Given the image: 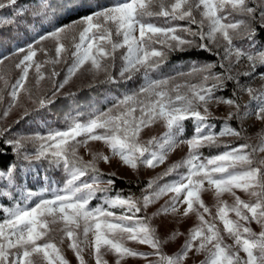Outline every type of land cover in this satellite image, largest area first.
Here are the masks:
<instances>
[{"label":"snow or ice","instance_id":"1","mask_svg":"<svg viewBox=\"0 0 264 264\" xmlns=\"http://www.w3.org/2000/svg\"><path fill=\"white\" fill-rule=\"evenodd\" d=\"M18 0H0V9L9 6H16ZM226 4H231L232 10L247 19H240L235 22H222L226 17H221L217 13L222 10ZM153 6L158 7L159 11H154ZM203 6L201 15L208 20V31L203 29V20L197 21L193 15V10ZM62 11L57 14L56 8ZM87 10V11H86ZM85 15L67 24H61L59 21L64 15L73 12H84ZM36 19H48L50 25H54L50 31L39 34L35 40L24 47L14 49L9 55L25 53L16 67L22 69V76L17 81L16 86L11 91L13 104L17 97V89L23 87V80L28 76L29 69L33 66V58L36 51L33 44H40L42 41L53 40L57 46L55 48L57 58L65 51V45L60 41L68 38L79 31V43L75 45L76 51L73 53L74 63L68 69V75L63 83L53 91L56 95L59 88L68 82L72 75L86 63L91 64V70L98 73L104 71L109 73L112 64L103 63L102 60H115L114 53L119 48H126L122 56L123 67L119 73L120 78L125 81H131L138 72H143L144 82L130 93H125L123 98H116V103L107 111L92 115L87 122L73 121L66 130H49L46 134H21L19 136L12 134L11 128L0 127V177L6 178L10 184L16 182V174L23 173L25 176V164L29 170L35 167L32 157L33 153L26 147L27 143L38 139L41 141L40 148L34 153L36 161H47L53 168L63 167L69 178L63 187H53L51 191L46 190V194H40L33 206H20L16 204L12 207H3L5 218L0 220V264H34L32 256L34 253H43L48 264H68L60 255L59 249L54 243L38 244L37 242L47 235L50 225L62 222L63 231L67 237L73 240L71 248L76 252L80 259L82 251L80 242L77 241L76 229L83 226V234L86 238L89 233H94V247L97 253V264H101L99 253L102 246H107L121 256H148V253H137L133 250L123 247L116 234H128L129 239H139L141 243L149 244L154 249H160V241L155 236L154 230L146 225L141 219L135 218V214L140 212L137 201L129 195L127 198L116 196L103 203L108 208L101 205L89 207L90 201L94 198L97 191L104 189L94 188V184L100 181V175L93 177V182H82L77 185V181L91 170L97 173V159H103L105 162L109 157L102 155H93V160L84 163L77 156V148L81 144L91 141H103L111 149L112 155L119 157L124 165L136 169L139 164L154 167L163 163L165 153L171 150L179 143H187L189 153L187 158L169 169L187 167V173L170 184L159 188L152 196H145L143 204L145 207L151 203L153 198H159L160 195L167 192L174 193L170 208L162 209L163 213L169 210L175 211L176 204L183 195V202L192 209L193 203H200L197 189L206 180L211 186H214L217 195L224 192H230L233 195V189L249 191L250 189H259L252 191L251 195L257 197L255 203L242 201L238 196L235 198V204L228 206L224 204L218 209L217 216L223 222L224 230L234 238L238 245L246 254V259H242L237 252L229 247L222 246V237L214 225L208 224L205 234L202 227L198 226L192 229L191 239L186 242L182 252L174 257L165 256L159 251L158 264H182L188 251L192 249L193 241L201 239L197 251L206 249L207 244L214 243V249H210L209 255L202 264H264V231L259 236L252 232L248 227H243L239 221L228 218L229 212H235V215L241 221H248L249 216L243 210L251 214V219L257 222L264 221V160L255 161L257 166L253 167L254 159L251 152L245 151L250 148L248 144L239 145L231 148L221 154L205 161L200 160L201 153L199 149L204 146L211 147L216 143V134L212 132L214 125L209 123L208 105L210 103L223 102L228 105H235L236 111L229 114L228 121L235 118L244 120L254 111L258 119H264V92L256 93L251 87L246 91L251 95L253 104L245 105L244 111H241V105L236 103L233 98L216 96L217 91H223L226 88V81L236 82L233 89V96L237 89L244 90L245 86L240 85L239 81L233 75L214 73L212 71L215 64H202L197 66L192 63L187 73L178 71L174 75H165L162 72V66L165 64L170 53L184 52L186 50L196 49L213 54L211 43L217 41L219 34L224 41H227L228 47L225 48V57L228 59L232 52L235 53L237 60L245 53L233 46V40L245 38L249 47L258 55L247 54V60L253 63V70L244 73L246 76H252L255 73L256 62L260 67H264V2L258 8L250 7L246 0H198L197 3L190 0H125L123 3H117L115 6L101 7L99 4L93 7V0H58L53 4L52 0H40V7L34 13ZM165 17L169 20H189L191 24H197L201 29L194 31L190 27L177 28L169 26H157L146 20V17ZM28 22L32 23L29 17ZM167 23V20H166ZM44 28V25H40ZM117 36H122V42H113L111 39L112 31ZM27 31V29H25ZM139 33L137 36L136 33ZM178 32L186 33L182 36ZM197 37L199 38L197 40ZM15 38L0 29V45L5 41H13ZM205 40L208 43H205ZM110 45V49L107 47ZM159 46V47H157ZM220 45L217 44V47ZM219 58V54L216 53ZM0 58V64L4 59ZM57 61H52L56 63ZM222 68L224 65L221 63ZM39 74L40 65L36 64ZM227 71H231L229 67ZM157 73L159 78H153L152 73ZM53 75L57 73L53 72ZM202 75L200 84L189 83L183 87L186 89L181 92V85L169 87L177 76ZM264 77V72L259 73ZM211 85L208 86V82ZM107 82L116 83L113 77L108 75ZM2 99V97H0ZM43 106L44 101H40ZM12 105H9L11 107ZM203 108V114L200 109ZM7 115V112L4 113ZM156 120H163L167 127L163 142L153 139L146 143L138 140V135L143 127H146ZM191 120L194 124L193 135L186 140L180 137L185 133V121ZM18 123V122H17ZM209 131L205 133L204 129ZM237 135L240 133L232 127H227L219 135L225 134ZM83 137V140H78ZM159 147V153L153 148ZM264 151V147L260 148ZM12 156V160L5 166L3 158ZM113 174H109L111 177ZM23 177H21L22 179ZM194 178H198L195 179ZM186 181V182H185ZM109 185L115 184V180L108 178ZM151 181L148 187H151ZM36 196L34 192H27V199L31 200ZM112 208H126V213L115 215ZM204 211L208 209L205 207ZM131 212L132 215L127 213ZM204 222V217L199 216ZM207 223V222H204ZM246 234V235H245ZM86 243V239L84 241ZM15 249L16 251H11ZM11 257V260H10Z\"/></svg>","mask_w":264,"mask_h":264},{"label":"rangeland","instance_id":"2","mask_svg":"<svg viewBox=\"0 0 264 264\" xmlns=\"http://www.w3.org/2000/svg\"><path fill=\"white\" fill-rule=\"evenodd\" d=\"M123 2H125V0ZM190 2L197 3L198 0H190ZM262 2H264V0H246L248 6L256 7V8H258V6ZM202 12H203V6H201L199 9L194 8L193 15L198 22L203 20L202 30L205 33H207L209 22L206 18H204L201 15ZM217 14L221 17H226V19L222 20V22L224 23H227L229 21L235 22L240 19H247L246 16H242L237 12H235L234 10H232L231 4H226L225 7L222 10L218 11ZM151 23H154L157 26H161L155 22H151ZM176 25L177 24H172L169 27H175ZM199 30L201 29L198 28V31ZM178 34L185 36V34L182 32H178ZM136 35L138 36L139 33L137 32ZM205 41L208 43L207 40ZM43 42H42L43 43L42 46L44 48L43 49L44 53L47 48L46 45L48 46L49 44L56 43L51 39ZM60 42L64 43L63 41ZM118 42H122V36L119 37L117 43ZM226 43L227 41H224L223 38L219 34H217V41L211 44L224 45ZM120 49L122 51V54L120 57H118L117 60L121 61L119 62V65L122 68L124 63L122 60V56L126 52V48H120ZM73 51L75 52L76 48ZM44 53H43V57L39 56V58H41L43 62L39 60L36 61L35 57L33 58V66L29 69L28 76L23 80V87L17 89V97L14 104L11 97V91L16 86L17 81L20 80L22 76V69L19 71V76L12 84V86H10L8 90L7 89L4 90V88L7 86V83L5 77L1 76L2 66L0 64V97H2V99H0V127H4L7 126L8 124L14 123L15 119H17L23 112L29 110L30 109L29 107H32L35 104V92L40 91L42 88H44L46 82L48 81V79H50V75H48L47 73H43L42 69L47 63L49 62L51 63L52 61H55L57 59V56H56V52H54L51 57H48L46 54L44 55ZM24 55L25 54H23V56ZM2 57L3 56L0 55V58ZM103 62L104 61L102 60V64ZM73 63H74V58L65 71L62 83L64 82L66 76L68 75V69L71 68ZM36 64L40 65L39 74L37 73ZM248 66H250V64H248ZM248 66L245 68H248ZM93 72L94 71L91 70L90 62L86 63L85 65L81 66V68L78 69L74 75L71 76L68 82L64 84L63 88L70 87V84L76 82V80L79 77H82L83 73H86L85 75H87V74H93ZM259 73L260 72H257L253 76L252 81H250L249 84L245 86V89L242 90L240 94V98L244 106L253 104L251 95L246 91L247 87H251L256 93L264 92V77L259 75ZM193 77L194 75L185 76V77L184 76L176 77V79L169 85V87H174L175 85H181L182 87L180 88V91L183 92L186 90L183 86L189 84L192 81ZM200 83L201 82L195 84H200ZM9 105L12 106L9 107ZM208 108H209V112L211 113V115L209 116V123L214 125L212 132L216 134L217 137L216 142L231 144L232 143L231 141L233 140H238L242 138L246 140V142L239 143L238 145H227L228 147L220 151L218 154H221L239 145L248 144L251 147L245 149V151L251 152L252 148L254 147L257 149L256 152L252 153V156L257 155L255 161L264 160V151H260V148L264 147V119H258L253 111L251 115H248L244 120H242L243 129L245 130L246 134L240 133V135L237 136L226 133L225 135L221 136L219 135V133L221 131H224L229 126L238 132L239 130L228 123L227 124L223 123L220 126H217L216 123L213 122L212 118L229 117V114L234 112L236 110V107L235 105H228L223 102H219V103L213 102L208 105ZM200 111L203 114V108H201ZM242 111H244V109ZM5 112H7L6 116L4 115ZM87 121H77V122H87ZM188 123H190L188 132L184 133V135L180 137L181 140H186L187 138H190L193 135L194 124L191 120H188ZM68 127L59 130H66ZM49 130L52 129H47V130L42 129L40 131H36L35 134L36 133L46 134ZM204 131L205 133H207L209 130L205 128ZM166 132H167V127L165 122L163 120H156L152 124L143 127L141 129L138 135V140L141 143H146L149 140L155 139L160 143H162L164 134ZM21 134H25V133H21L18 131V133H14L13 135L19 136ZM77 139L83 140L84 138L78 137ZM40 145H41V141L38 139L32 140L29 143H27L26 147L32 146V148L34 149L32 151L29 150L30 152L33 153L32 158H35L34 153L37 149L40 148ZM153 150L157 151L158 153L160 151L158 145L155 146ZM188 153H189V146L187 145V143H179L171 150L165 153V159L163 163H159L154 167H149L144 164H139L136 169H133L130 166L124 165L122 161L119 159V157L113 156L111 149L103 141L89 140L86 144H81L77 148V156L86 162L92 161L94 154L98 156L102 155L109 157V160L107 162H105L103 159H97L95 163L105 170L114 171L118 175L128 178L144 176V177L156 179L158 173L162 169L166 168L170 164L176 165L178 163H182L187 158ZM211 157L213 156L201 154L200 160L205 161L206 158H211ZM255 161L253 167L257 166ZM260 166L262 167V169H264V165H260ZM179 169L181 171L178 173V175L166 180H162L156 188H153V185H151V187L146 188V192L143 198L145 196H152V194L158 191L159 188L163 187L166 184H170L178 180L181 175L187 173V167H180ZM195 179L198 178H194V180ZM7 182L8 181L6 178L0 177V208L2 209L3 207H12L15 206L16 204H19L20 206H25L27 204V206L31 207L34 205L40 194H46V193H37L36 196H33L31 200L27 199L23 201L22 198L27 195L28 191L31 190L27 189V191L21 192L20 195L21 200H20L19 198L16 197V195H14L15 193L12 192L11 187L7 185ZM252 191H259V189H250L247 192L240 189H233L235 195H233L230 192H224L218 196L214 186L209 185L205 180L203 184L197 189L200 201L203 202L204 207H201L200 203L194 202L192 209L189 210L188 205L183 202L184 197L182 195L180 201L177 202L176 204V210L175 211L169 210L167 213H163L162 209L170 208V202L172 201L173 196L175 194L171 192H167L165 194L160 195L159 198H153L151 203H149L147 207L144 206V208L141 209L139 213L135 214V218L141 219L146 225H148L150 228L154 230L155 236L160 241V245H161L160 249L157 250L154 249L149 244L141 243L139 239L136 240L129 239L128 234L126 233L116 234L115 238L120 241L123 247L129 248L137 253H148L149 255L146 257L127 256V255L121 256L120 254L116 253L114 250H110L107 246H102L101 251L99 253V256L101 258V264H158L159 256L156 254L157 251L169 257H174L180 254L186 242L191 239L192 229L200 226L203 228L205 234H208L207 233L208 224L214 225L215 228L219 230L220 236L222 237V246L229 247L232 251L237 252L242 259H246V254L238 245L235 244L234 238L231 237L224 230L223 222L219 220L217 216V212L218 209L224 204H227L228 206L234 205L235 198L237 196L244 202L255 203L257 197L251 195ZM116 196L118 195L110 196V197L108 196L106 200L110 198H114ZM5 198L11 200L10 201L11 203L8 202L5 203ZM89 207H96V206H92L90 203ZM104 207L108 208V205L104 203ZM205 207L208 209L207 212L204 211ZM110 210L113 211L117 216L126 213V208H112ZM243 211L246 215L250 217L248 221L239 220V218L235 215V212L232 211L229 212L228 218L234 221H239V223L243 227L250 228L253 233L259 236V234L262 231H264V221L257 222L255 220H252L251 214L248 213L247 210H243ZM127 214L132 215L131 212H128ZM199 216H203L204 222L207 223L202 222L199 219ZM63 228L64 225L62 222H58L56 224L50 225L49 226L50 230L48 231L47 235L42 237V239L37 243L41 245L44 243H54L56 247L59 249L60 255L63 256V258L68 262V264H80V259L77 257L76 252L71 248V244L73 243V240L67 237L66 233L63 231ZM75 231L77 233V241L80 242V247L82 249V251L80 252V257L83 260V264H97V253L95 252V247H94V233H89L85 238L83 234L82 225L80 229H76ZM85 239H86V243L84 242ZM200 242H201L200 238L192 242L193 243L192 249L188 251V254L183 259L182 264H202V262L206 260V258L209 255L208 250L214 249L215 242H213L212 244H207L206 249L198 252L197 248L199 247ZM11 251H16V250L13 249ZM32 259L34 264H48V261L44 258L42 252L34 253Z\"/></svg>","mask_w":264,"mask_h":264},{"label":"trees","instance_id":"3","mask_svg":"<svg viewBox=\"0 0 264 264\" xmlns=\"http://www.w3.org/2000/svg\"><path fill=\"white\" fill-rule=\"evenodd\" d=\"M123 1L124 0H93V7L95 8L97 4H99L101 7L115 6L117 3H122ZM3 2L6 3V0H3ZM44 2L46 3L47 0H44ZM57 2L58 0H52L54 5L57 4ZM145 2L147 3V1ZM39 7L40 0H18L16 6H9L4 9H0V29L10 32V35L15 38L13 41H5L3 45H0V55L3 57H8L7 59H4L3 63L1 64V76L5 77L7 83V86L4 88V90H8L19 76V71L21 69L17 68L16 64L20 62L23 54H25L18 53L15 55H9V53L18 47H24L28 43L33 42L39 34L50 31L54 26L48 23L49 20L53 19L52 16H49L48 19L35 18L34 13L39 10ZM153 10L159 11L158 7L156 6H153ZM56 11L59 15L62 9L57 7ZM86 11L78 13L73 12L71 14L64 15L59 22L61 24H67L70 21L77 19L79 16L85 15ZM29 17L32 19V23L28 22ZM146 20L158 23L161 26H171L172 24H177L175 27L178 29L190 27L192 30L198 31L199 28L197 24H191L189 20H169L168 18L162 16L146 17ZM41 24L44 25V28L40 27ZM25 29H27V31H25ZM79 31L80 29L77 28L74 33L68 36V38L62 40L64 42L63 44L65 45V51L62 52L60 58L55 60H58V62H49L42 69L43 73L50 75V79H48L44 88L35 92V104L32 107H29L30 109L23 112L17 119H15L14 123L8 124L2 128L13 127L12 134L18 133V131L25 134H35L36 131H40L42 129H65L73 121H87L92 115L107 111L116 103V98H123L125 93H130L134 90H137L138 87L144 82L142 71L136 73L131 81H125L120 78L119 73L121 71V66L119 65V62L121 61L117 59L121 56L122 51L119 48L114 53V62L111 59L103 60V63L112 64L109 73L116 83L107 82L109 73L104 71H100L98 73L93 72V74L87 75H85L86 73H83V76L79 77L76 82L70 84V87L59 88V91L53 96V91H55V89L62 83L65 71L74 58L73 50L75 49V45L79 42ZM184 34L187 36L186 33ZM119 37L120 36H117L113 29L111 35L112 41L117 43ZM42 42L40 44H33V48L36 51L35 60H39L41 62L43 61L41 58H39V56L43 57L44 53V48L42 46L44 42ZM205 43L207 42L205 41ZM219 45L220 46L217 47V44H209L213 50V54L196 49L186 50L182 53H170L167 60L165 61V64L162 66V72L165 75H174L178 71L187 73L193 62H195L197 66L212 63L215 64V67L212 69L214 73L233 75L238 79L239 84L244 86L252 81L253 76L257 72H264V67H260L257 61L255 73H253L252 76L244 75V73H249L253 70V63L247 60V54L258 55V53L253 52V49L249 47L247 39L237 38L233 40L234 48L240 49L245 53L244 56L239 58L240 61L237 60L234 52L231 53L228 59H224L225 48L228 47V44L226 43L224 45ZM46 47L47 48L44 55L46 54L48 57H51L55 52L56 43L49 44L48 46L46 45ZM107 47L110 49L111 46L107 45ZM216 53L219 54V58ZM221 63L224 65L223 68L220 66ZM248 64H250V66H248ZM247 66L248 68H245ZM229 67L231 68L230 72L227 71ZM53 72L57 73V75L54 76ZM151 75L153 78H159L155 72H153ZM198 82H202V75H194L190 83ZM225 84V90L217 91L215 95L224 98H233L239 105H241L242 111L244 109V104L240 98L242 90L237 89L236 95L233 96V89L236 87L235 80L226 81ZM210 85L211 81L208 82V86ZM41 100L44 101L43 106L40 104ZM212 120L217 126H220L224 123V121L228 120V117H216L212 118ZM228 124L236 127L239 130V133L246 134L245 130L243 129L242 121L233 118L232 120L228 121ZM189 125L190 123L185 121V133L188 132L190 127ZM231 142V144L216 142L215 145L211 147H201L199 152L202 155L214 156L228 147L227 145H238L239 143L246 142V140L242 138L233 140ZM27 148L30 151L34 150L32 146H27ZM253 157L255 161L257 155ZM10 160H12V156L4 157L3 164L6 166ZM32 160L35 167L29 170L25 164V172H27L26 176L23 173L18 172L16 174L17 179L14 184H10L7 180V185L11 187L12 192L15 193L14 195H16V197L20 200L21 192L27 191V189L31 190L35 194L46 193V190L51 191L53 187H63L64 183L69 178L62 166L60 168H53L48 165L47 161H36L35 158H32ZM81 160L84 163H88L83 159ZM170 165L162 169L158 173L156 179H152L144 176H138L135 178L123 177L114 171L105 170L96 164V168L98 170L97 173L89 170L85 176L81 177L80 180L77 181V185L81 184L82 182L92 183L93 177L99 174L100 183L94 184L93 186L94 188L104 189L105 191L96 192V195L90 201L92 206L101 205L103 200H106L108 196L110 197L118 195L127 198L129 195H131L132 199L137 201L140 209H143V196L146 192V188H148L149 182L151 181L153 188H156L162 180L175 177L181 171L179 168H174V170L169 172V169L173 164L171 166ZM109 174L113 175L110 177ZM21 177L23 178L21 179ZM108 178L115 180L114 186L109 185L106 182ZM22 199L23 201L27 200V195ZM10 201L11 200L5 198V203H11ZM2 212L3 209L0 208V213ZM3 218H5V216L0 215V220Z\"/></svg>","mask_w":264,"mask_h":264}]
</instances>
